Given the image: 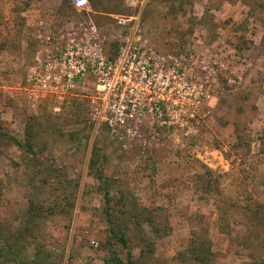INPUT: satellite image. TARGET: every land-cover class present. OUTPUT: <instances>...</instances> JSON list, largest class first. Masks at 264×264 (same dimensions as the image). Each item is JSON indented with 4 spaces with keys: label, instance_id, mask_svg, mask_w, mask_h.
<instances>
[{
    "label": "rangeland",
    "instance_id": "1",
    "mask_svg": "<svg viewBox=\"0 0 264 264\" xmlns=\"http://www.w3.org/2000/svg\"><path fill=\"white\" fill-rule=\"evenodd\" d=\"M138 1L150 43L193 55L204 103L197 124L156 125L144 134L145 148L122 150L103 125L88 123L85 96H47L35 108L25 101L37 23L28 21L56 30L77 17L69 2L0 0V49L13 50L0 53V264H125L103 187L113 228L126 233L139 264H201L195 245L207 264H264V0ZM90 3L99 24L134 10L125 0ZM74 102L82 107L78 122ZM94 149L100 176L89 168ZM209 170L213 191L204 194L194 179ZM160 207L170 230L158 236L148 217L157 222Z\"/></svg>",
    "mask_w": 264,
    "mask_h": 264
},
{
    "label": "built area",
    "instance_id": "2",
    "mask_svg": "<svg viewBox=\"0 0 264 264\" xmlns=\"http://www.w3.org/2000/svg\"><path fill=\"white\" fill-rule=\"evenodd\" d=\"M68 2L75 19L56 30L39 21L31 33L36 45L23 85L30 108L47 96L81 94L88 123L103 125L122 150L145 148L144 134L156 125L199 122L204 94L193 80V55L159 50L143 36L141 2L125 0L133 12L110 15L107 24L94 20L89 0Z\"/></svg>",
    "mask_w": 264,
    "mask_h": 264
},
{
    "label": "trees",
    "instance_id": "3",
    "mask_svg": "<svg viewBox=\"0 0 264 264\" xmlns=\"http://www.w3.org/2000/svg\"><path fill=\"white\" fill-rule=\"evenodd\" d=\"M64 4H68V0H63ZM90 1V0H89ZM71 6V5H70ZM73 9V8H72ZM74 11V10H73ZM75 12V11H74ZM76 14V13H74ZM72 17V16H71ZM76 18V17H75ZM74 18H68V20H72ZM141 21H142V24H143V16L141 17ZM82 110V107H81V103H78V102H74L73 104V109L71 111V115L74 116V121L75 122H78L80 120V116H81V111ZM83 116V115H82ZM81 116V118H82ZM0 140L1 139H5L6 135H5V132L1 131V127H0ZM3 132V133H2ZM238 136V139H237V145H240L242 144V140H241V136L240 134L237 135ZM10 138H13V137H10ZM13 140L16 142V140L13 138ZM25 141V144L24 146L27 148L28 151L32 152L33 151V142L31 140V131H28V133L26 134V137L24 139ZM18 142V141H17ZM18 144H21V143H18ZM1 152V151H0ZM95 154L97 156V153L94 149L93 151V155L91 156L90 160H89V168H90V171H94L96 170V161L97 159L95 158ZM210 170L209 171H206V173H197L196 174V178L194 179V182L197 186L198 189H201V192H203L204 194H207V193H211L213 191L212 189V180H211V177L209 175H206V174H210ZM96 173V172H95ZM96 175H99V173H96ZM216 193H219L218 189L216 190ZM103 198H104V203H105V206H106V215H107V223L110 227V230L113 234V236L117 239V241L120 242L121 246L125 249V252H126V262L125 264H139L138 261L134 260L133 258V253H132V250H131V247L130 245L128 244V240L126 238V233L119 229L118 231H116L114 228H113V225H112V218H111V213L108 212V207H109V202L111 200V196L109 194V190L106 188V187H103ZM30 218H34L35 216L39 215L38 212H35L34 210V205L33 204H30ZM163 208H158V212L156 213V217L158 219L157 222L153 221V218L151 216H149L148 218V222L151 224L152 226V230L154 231V233L156 235H164V234H167L170 230V225H169V222H168V218H167V213H164V211L162 210ZM202 243V242H201ZM11 247H9L10 249ZM144 250L147 254H152L153 251H154V243L151 241H144ZM192 256H193V261H197L198 263H201V264H207L208 263V256L207 254L205 253H202V249H200L199 246L195 245L194 247H192ZM203 248V247H202ZM201 250V251H200ZM203 250H207V247H204ZM10 252H13V253H16V251L12 250L11 249L9 250ZM0 252H4L3 249H0ZM118 262H121L123 263L121 260H117Z\"/></svg>",
    "mask_w": 264,
    "mask_h": 264
},
{
    "label": "crops",
    "instance_id": "4",
    "mask_svg": "<svg viewBox=\"0 0 264 264\" xmlns=\"http://www.w3.org/2000/svg\"><path fill=\"white\" fill-rule=\"evenodd\" d=\"M89 2H90V1H89ZM90 4H91V3H90ZM91 7H92V5H91ZM92 10H93V7H92ZM94 13H95V11L93 10V15H94ZM110 15H115V14H109L108 16H110ZM109 18H111V16H110ZM34 21L38 23L39 21H43V19H40V20H38V21H36V20L34 19V20H32V21H28V22H33V23H34ZM37 23H35V24L32 25V26L35 27V26L37 25ZM10 46H11V44H8V43H7V44L5 45V48H4L5 50H1V49H0V53H3L4 51H5V53H8V54H9V53H12L13 50L10 48Z\"/></svg>",
    "mask_w": 264,
    "mask_h": 264
}]
</instances>
